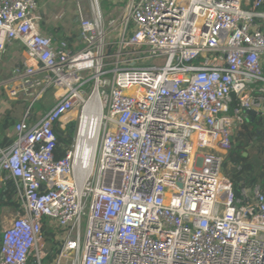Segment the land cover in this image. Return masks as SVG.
Masks as SVG:
<instances>
[{"label": "built area", "instance_id": "2783aa9c", "mask_svg": "<svg viewBox=\"0 0 264 264\" xmlns=\"http://www.w3.org/2000/svg\"><path fill=\"white\" fill-rule=\"evenodd\" d=\"M87 2L69 50L38 31L36 0H0V54L25 57L1 88L31 102L0 148L19 205L0 264H264V190L236 195L224 173L235 132L264 112V0H118L111 16ZM92 97L93 150L78 135L56 159L55 131Z\"/></svg>", "mask_w": 264, "mask_h": 264}, {"label": "crops", "instance_id": "0c3cea01", "mask_svg": "<svg viewBox=\"0 0 264 264\" xmlns=\"http://www.w3.org/2000/svg\"><path fill=\"white\" fill-rule=\"evenodd\" d=\"M36 2L38 5L36 15L39 17L37 23L38 31L44 35L51 36L56 41H66L69 50L80 49L82 47V40L79 33V16L76 10V3L78 2L80 4L82 8V15L88 17L89 10L87 0H36ZM101 4L103 12L107 16L115 14L121 6L118 0H101ZM24 58V52L21 46H19L17 43L7 45L6 51L3 54H0V67L2 68L0 69V75L5 73L10 75L14 67L22 65L21 62L24 60ZM0 90L1 94L3 95V97H0V111L2 112L0 114L1 116L6 110L11 109L10 104L15 101L6 102L5 95L1 87ZM52 92L53 91L51 90V95ZM42 115H38L37 112H35V114H33L35 117L34 120H37L38 117ZM246 123L250 126V128L253 126V129H261L262 125L264 124V112H255L254 114L250 113L244 124ZM5 134L8 138H11L12 130L7 131ZM246 139L247 144V141L250 139V133L247 134ZM251 144L253 145L254 143L251 142ZM5 191L6 190L3 187V184H1L0 193ZM12 200L14 201V198H12Z\"/></svg>", "mask_w": 264, "mask_h": 264}, {"label": "trees", "instance_id": "16d2710c", "mask_svg": "<svg viewBox=\"0 0 264 264\" xmlns=\"http://www.w3.org/2000/svg\"><path fill=\"white\" fill-rule=\"evenodd\" d=\"M27 101V100H26ZM23 101V106L19 109L11 108L6 110L0 116V148H6L11 145L13 141V135L11 138L6 136L7 131L13 130L16 122L22 117V113L26 110L29 102ZM32 110V109H31ZM21 115V117H18ZM253 127V126H252ZM250 128L246 123L243 124L238 130L236 135V143L232 140V149L228 153L226 161L224 163V173L231 179L234 185V192L236 195L239 194L242 187H253L260 186L264 190V164L263 161H254L250 159V155L247 151L246 136L247 134H253L257 145L261 147L264 144V126L258 131V129ZM68 131V130H67ZM56 150L55 158L59 159L64 156V151L73 143V136H66L64 132L56 130ZM234 137V136H233ZM254 145V146H257ZM247 154V155H244ZM6 191L0 193V209L3 206H14L18 208V203L12 200L13 188L12 183L7 182ZM1 231V230H0ZM43 235L45 239L54 245V234L47 229V219H43ZM52 254L50 253L47 260H50Z\"/></svg>", "mask_w": 264, "mask_h": 264}, {"label": "rangeland", "instance_id": "374dc122", "mask_svg": "<svg viewBox=\"0 0 264 264\" xmlns=\"http://www.w3.org/2000/svg\"><path fill=\"white\" fill-rule=\"evenodd\" d=\"M147 65H151L152 62L148 61L146 62ZM0 69H2L0 67ZM10 77L9 74H1L0 75V87L1 85L5 82L6 79H8ZM91 85H89L90 87ZM89 90V89H88ZM89 94V92H88ZM0 97H3V95L1 94V90H0ZM28 101L29 99L24 97L23 93L19 94L18 99L13 102L12 104H10V108H15V109H19L23 106V101ZM26 101V102H27ZM55 99L53 98V96L51 95V90H48L46 92V94H44L41 98L40 101H38V103L34 104L32 107V113L35 114V112H37L38 115H42L44 114L46 111H48L55 103ZM27 102V103H28ZM31 102H29L28 106L30 105ZM27 106V107H28ZM82 105L79 106L71 115V121H70V126L71 127H66L67 129H70V131H68L69 135L68 136H73V143L77 140L79 135V130H80V126H81V120L82 119ZM2 112L0 111V114ZM23 114V113H22ZM18 117V113H17V119ZM264 126V124L262 125V127ZM261 127V126H260ZM253 128V127H252ZM260 130V128H258V131ZM238 134V132L236 131L233 137L234 142L236 143V135ZM254 143L253 145L251 144ZM248 144V152L250 155V159H253L254 161H263L264 160V144L261 145V147L259 145H257L255 139L253 138V134H250V139L247 141ZM257 145V146H254ZM225 172V171H224ZM16 208L14 206H3L0 209V233H2V231L4 229H6L9 225V222L11 221V219L14 216V212H15ZM85 223V218L82 219V226H84Z\"/></svg>", "mask_w": 264, "mask_h": 264}, {"label": "bare ground", "instance_id": "6f19581e", "mask_svg": "<svg viewBox=\"0 0 264 264\" xmlns=\"http://www.w3.org/2000/svg\"><path fill=\"white\" fill-rule=\"evenodd\" d=\"M97 108V99L92 97L85 107L82 119H80L82 124L79 131L78 141L85 153L92 151L95 145L97 135L96 126L98 123Z\"/></svg>", "mask_w": 264, "mask_h": 264}, {"label": "water", "instance_id": "95a60500", "mask_svg": "<svg viewBox=\"0 0 264 264\" xmlns=\"http://www.w3.org/2000/svg\"><path fill=\"white\" fill-rule=\"evenodd\" d=\"M255 112L253 111V112H251V114H254ZM245 155V154H244Z\"/></svg>", "mask_w": 264, "mask_h": 264}]
</instances>
